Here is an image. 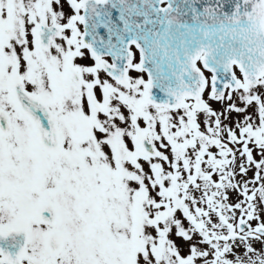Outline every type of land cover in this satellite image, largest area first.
Here are the masks:
<instances>
[{
	"label": "snow or ice",
	"instance_id": "1",
	"mask_svg": "<svg viewBox=\"0 0 264 264\" xmlns=\"http://www.w3.org/2000/svg\"><path fill=\"white\" fill-rule=\"evenodd\" d=\"M0 264H264V0H0Z\"/></svg>",
	"mask_w": 264,
	"mask_h": 264
}]
</instances>
